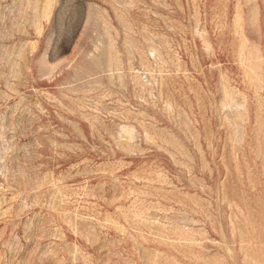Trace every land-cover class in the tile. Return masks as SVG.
Masks as SVG:
<instances>
[{
	"label": "rangeland",
	"instance_id": "rangeland-1",
	"mask_svg": "<svg viewBox=\"0 0 264 264\" xmlns=\"http://www.w3.org/2000/svg\"><path fill=\"white\" fill-rule=\"evenodd\" d=\"M0 264H264V0H0Z\"/></svg>",
	"mask_w": 264,
	"mask_h": 264
}]
</instances>
